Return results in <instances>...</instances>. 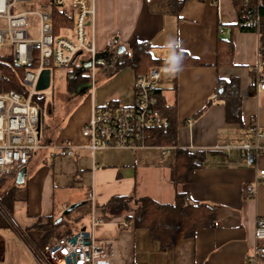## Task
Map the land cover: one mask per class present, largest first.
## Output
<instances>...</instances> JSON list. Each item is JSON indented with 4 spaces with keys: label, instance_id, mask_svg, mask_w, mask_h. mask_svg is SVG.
<instances>
[{
    "label": "crops",
    "instance_id": "0c3cea01",
    "mask_svg": "<svg viewBox=\"0 0 264 264\" xmlns=\"http://www.w3.org/2000/svg\"><path fill=\"white\" fill-rule=\"evenodd\" d=\"M65 6L71 8L68 2ZM94 6L89 35L99 55L97 63L86 67L90 78L79 83L70 79L71 69L66 85L51 99L45 90H38L40 95L35 97L45 100L40 137L48 147L33 154L22 184H16L18 173L0 177L2 193L19 186L12 213L6 212L21 229L54 216L63 225L73 224L69 230H92L99 243L113 244L110 264H246L254 245L264 243L255 238L256 221L264 218V182L254 195L246 191L254 184L257 170L264 168V136L258 139L261 151L254 166L244 165L241 150L243 144L256 142L253 123L264 134V90L257 84L258 75L264 74V59L259 56L258 33L235 26L239 15L234 0H94ZM23 8L52 12L46 0ZM33 17L37 32L32 34L28 28V34L37 38L39 19ZM73 35L72 27L60 36ZM221 36L233 42L232 63H218ZM135 43L148 44L155 60L180 55L184 62L190 61L178 67L160 65L170 69L159 89L177 110V144L92 152L84 147L89 140L82 128L93 107L134 101L138 72L135 65L123 63L121 55L131 52ZM7 47L13 51L11 44H2L0 56ZM121 47L124 50L119 52ZM89 57L80 55L74 66L84 72ZM84 76L88 77L85 72ZM219 80L224 93L218 89ZM67 143L75 147L72 155L57 149ZM164 148L168 150L163 155ZM179 148L202 152L205 159L195 161L191 181L175 187L171 176ZM177 191L214 207L216 223L177 240L165 251L148 229L135 228L128 221L132 208L119 214L103 209L113 198L127 196L171 204ZM72 205L75 208L65 213ZM93 218L102 222L92 229ZM10 230L0 229V264L8 259L15 264L46 262L14 231L16 235L9 238Z\"/></svg>",
    "mask_w": 264,
    "mask_h": 264
},
{
    "label": "built area",
    "instance_id": "2783aa9c",
    "mask_svg": "<svg viewBox=\"0 0 264 264\" xmlns=\"http://www.w3.org/2000/svg\"><path fill=\"white\" fill-rule=\"evenodd\" d=\"M35 0H0V20L6 22L0 26V45L9 43L13 46L14 60L19 65L35 67L27 71L24 83L28 92L24 96L16 90L0 92V177L18 173L27 167L35 152L47 148L41 141L38 131L41 108L34 100L39 96L37 83L45 69L55 67L72 68L79 60V55L88 54L91 65L97 63L95 46L89 35V25L95 14L94 0H46L51 6L60 8L68 2L73 13V37L53 34L52 12L45 9H25L23 5ZM151 3L154 0H145ZM39 19V36L32 38L28 34L29 19ZM247 17V16H246ZM259 15L247 17L246 25L254 26ZM259 56L262 57L261 50ZM169 67L154 66L148 74L137 78L135 97L131 105L107 104L95 105L88 122L82 128V135L89 140L84 146L92 152L113 147L139 149L148 145L149 129L163 127L166 118L157 108L159 83L169 73ZM258 88L264 90V74L257 77ZM251 131L256 137L254 144H243L241 150L245 166H254L261 151L258 139L263 137L256 124ZM74 146L67 143L60 146L66 155L74 153ZM167 148L162 150L166 154ZM264 182V168L258 169L255 182L247 186L246 191L254 195L257 185ZM102 222L93 218L92 229ZM256 241H264V218H258L255 229ZM114 256V246L110 241L99 243L92 230H80L75 234L65 235L50 243L43 258L56 264H110ZM264 259V243H256L247 256L246 264H261Z\"/></svg>",
    "mask_w": 264,
    "mask_h": 264
},
{
    "label": "trees",
    "instance_id": "16d2710c",
    "mask_svg": "<svg viewBox=\"0 0 264 264\" xmlns=\"http://www.w3.org/2000/svg\"><path fill=\"white\" fill-rule=\"evenodd\" d=\"M238 11V23L235 25L241 31L257 32L260 41V50L264 59V0H234ZM259 15V21L255 20L254 26L246 25L247 17L253 18ZM247 16V17H246ZM53 17V34L60 36L65 28L72 29L73 17L71 8L62 6L57 8L52 6ZM234 52L233 42L230 38L220 37L219 44V61L218 63H232ZM80 56V55H79ZM123 63L135 65L138 77L148 74L149 70L154 66L170 65L178 67L179 65L190 63L184 62V57L177 55L181 59L176 65L171 60H155L151 56L150 46L147 44L135 43L131 52L121 55ZM36 63L30 66L19 65L13 56L11 47H7L6 51L0 56V92L2 89L6 91L16 90L23 95L26 94L24 77ZM75 67V66H74ZM84 72L76 68L70 74V79L74 82H82L90 78L91 70L88 67ZM219 87L224 89L223 84ZM222 89V90H223ZM225 92V89L223 93ZM27 95V94H26ZM25 95V96H26ZM157 108L166 117V123L163 127L150 128V138L146 143L154 146H174L177 144L178 118L177 110L174 105H169L166 98L162 95V91H157ZM40 108L43 109L45 100L43 98L34 97ZM204 160L205 156L202 152H190L187 149L179 148L177 150L176 162L172 168L171 180L175 187L184 182L192 180L194 170L197 168L195 161ZM0 181V188L2 186ZM15 185L8 193H2L0 203L3 205L0 213V229H12L19 237L24 239L28 246L31 247L35 256L43 261L44 249L53 241L60 239L68 234H75L77 231L69 230L61 233L59 228L62 222L56 221L54 216L48 218H40L37 222L26 229L18 227L4 208V206L12 213L13 202L16 196ZM132 208L133 214L127 219L135 228H146L150 231L152 240L160 243L161 250L165 251L172 246L177 240L195 235L198 229L215 226L216 210L214 207L200 202H194L189 195L177 191L176 197L171 204H161L149 197L127 196L115 197L109 203L103 206L105 212L109 214H119ZM264 264V259L261 261Z\"/></svg>",
    "mask_w": 264,
    "mask_h": 264
},
{
    "label": "rangeland",
    "instance_id": "374dc122",
    "mask_svg": "<svg viewBox=\"0 0 264 264\" xmlns=\"http://www.w3.org/2000/svg\"><path fill=\"white\" fill-rule=\"evenodd\" d=\"M29 22H30V25H29V31L32 33V34H35L37 31H36V28L34 27V23H35V18L32 16L30 17L29 19ZM0 23H4V21H1L0 20ZM0 26H5V25H0ZM2 51V50H1ZM77 67H73V71H75ZM72 68H69V67H55V68H52L51 70V76H52V79H51V86L45 90V94L47 95V97L49 99H51L53 96V92L55 91V93L58 91V90H61L63 89V87L66 85V82L68 80V72L71 70ZM44 115L46 118H48V112L45 110L44 111ZM10 185V183H8V186ZM12 186V185H11ZM1 194H2V191L0 190V197H1ZM3 208V205L0 203V213H1V209ZM4 211H7V208H5ZM85 219V218H84ZM86 221V220H85ZM14 222V220H13ZM15 223V222H14ZM87 223V222H85ZM71 225L73 224H70L68 221L65 223V225H63L60 230L61 232H66L70 229ZM10 235H8L9 238L13 239L14 235H16L13 231H9L8 232ZM9 242L11 243V245H13L11 242V240H9ZM0 247H1V240H0ZM32 261L33 258H31ZM46 262H44L45 264H56L54 263L52 260L50 259H45ZM43 263V264H44ZM6 264H15L13 260L11 259H8V261H6ZM35 264V263H33Z\"/></svg>",
    "mask_w": 264,
    "mask_h": 264
},
{
    "label": "water",
    "instance_id": "95a60500",
    "mask_svg": "<svg viewBox=\"0 0 264 264\" xmlns=\"http://www.w3.org/2000/svg\"><path fill=\"white\" fill-rule=\"evenodd\" d=\"M123 50H124V48L121 47L119 52H122ZM97 56H99V55H96L95 59H96ZM90 63H91V61L88 62L87 64H84V67L86 68L87 66H89ZM84 67L82 69H84ZM50 83H51V71L49 69H45L41 73L40 78L38 80L37 90L43 91V90L48 89L49 86H50ZM41 126H42V110H40V112H39V125H38L39 134L41 133ZM26 173H27V167H24L22 170H20L18 172L17 178H16V184H22L24 182ZM74 208H75V205L70 206L65 211V213H69Z\"/></svg>",
    "mask_w": 264,
    "mask_h": 264
},
{
    "label": "clouds",
    "instance_id": "9594fccd",
    "mask_svg": "<svg viewBox=\"0 0 264 264\" xmlns=\"http://www.w3.org/2000/svg\"><path fill=\"white\" fill-rule=\"evenodd\" d=\"M180 59H181L180 57H177V56H175V55H173V56L171 57V61L173 62L174 65H176L177 61L180 60Z\"/></svg>",
    "mask_w": 264,
    "mask_h": 264
}]
</instances>
